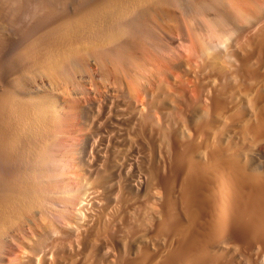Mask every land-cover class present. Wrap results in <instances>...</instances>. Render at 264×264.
<instances>
[{"label":"bare ground","instance_id":"1","mask_svg":"<svg viewBox=\"0 0 264 264\" xmlns=\"http://www.w3.org/2000/svg\"><path fill=\"white\" fill-rule=\"evenodd\" d=\"M0 264H264V0H0Z\"/></svg>","mask_w":264,"mask_h":264},{"label":"rangeland","instance_id":"2","mask_svg":"<svg viewBox=\"0 0 264 264\" xmlns=\"http://www.w3.org/2000/svg\"><path fill=\"white\" fill-rule=\"evenodd\" d=\"M69 73H67L66 75H68V76H66L65 74H64V77L65 78H63V80L65 81V80H67V78L66 77H69L68 78V80H67V84L65 85V83H64V89H63V92H62V95L63 96H61V94L58 96V101L59 102H61V105H62V114H68L69 112H71L72 111V108H73V110L74 111H77V113H78V111H79V108L81 107V106H83V105H88V107H89V104H91V103H95V100H97V98H98V95H97V93H99L100 92V90L98 91L97 89V87H98V84H96V83H93L92 85H83L82 84V82H79L78 81V79H76V81H77V83L79 82V84L77 85L76 84V82H74L75 81V79H73L74 78V76H73V74H71V72L70 71H68ZM69 74H71V75H69ZM70 76H71V78H70ZM70 79V80H69ZM73 80V81H72ZM69 81V82H68ZM73 83V86L72 87H74L73 89H72V87H71V84ZM74 83H75V85H74ZM68 84H70V85H68ZM94 84H95V86H94ZM68 85V87L66 88V90H65V87ZM82 85V86H81ZM85 86H87V87H85ZM91 87V88H88V87ZM93 86V87H92ZM70 87V88H69ZM79 87L81 88V90H84V89H86L87 91H88V94H87V98L85 99V97H86V94H85V92L87 93V91L86 90H84V91H81L80 89H79ZM82 87H85V88H82ZM96 88V92H93L94 91V89L93 88ZM79 89V91H78V89ZM70 89H71V92H70ZM76 89V90H75ZM89 89V90H88ZM64 90H65V94H64ZM69 90V91H68ZM74 90V91H73ZM93 90V91H92ZM73 91V92H72ZM75 91H78V92H76L75 93ZM98 91V92H97ZM67 92H70V93H67ZM84 92V93H83ZM75 95V98H77V99H75L74 98V95ZM83 95H82V94ZM93 93L95 94V95H93ZM71 94H72V96H71ZM81 94V95H80ZM84 94H85V97H82V96H84ZM92 94V95H91ZM70 95V96H69ZM88 95H91V96H89L88 97ZM97 95V96H96ZM64 96H68V99L66 98V97H64ZM76 96H78V97H76ZM60 97V98H59ZM63 97V98H62ZM74 98V99H72V98ZM94 97H96V98H94ZM67 99V100H65V99ZM71 98V99H70ZM83 98L85 99V101L83 100ZM93 98V99H92ZM61 99V100H60ZM89 99H91V100H89ZM64 100H65V102H64ZM70 100V101H69ZM79 100V101H78ZM81 100V101H80ZM87 100V101H86ZM74 101H76V102H74ZM64 102V103H63ZM66 102H67V104H66ZM79 102V103H78ZM83 102V103H82ZM72 103V104H71ZM75 103V104H74ZM85 103V104H84ZM63 104H64V106H63ZM76 106V108L77 107H79V108H77V109H75V106ZM80 105V106H79ZM69 106V107H68ZM64 108V109H63ZM66 109V110H65ZM89 111V112H88ZM68 112V113H67ZM76 113V112H75ZM76 113V114H77ZM86 113L88 114L87 115V118L89 119V120H91V122L90 123H94V127L95 126H97V127H99V129H100V132H98V137H97V139H96V142H95V144L96 143H98V146H97V153L99 152L100 154H102V153H106V151L108 152L110 149H108V148H111L114 144H116V143H118L117 142V139H116V136H117V138L119 137V136H122L121 135V133H123L124 132V135L126 134V132H125V128H124V126H123V124L122 125H120L121 127H119L120 129H118L117 127H114V126H116L111 120H112V116L113 115H111V117L109 118L108 117V115L109 114H111V113H109L108 114V112L105 114V118H104V115H102V117L100 118V116H101V114L102 113H100L99 114V110H97L95 107H89V109H87L86 110ZM106 115H107V117H106ZM103 118V121L101 120ZM108 118H109V120H108ZM96 119L97 120H99V121H96ZM102 121V122H101ZM105 122H107L108 123V126H107V123H105ZM96 124H98V125H96ZM100 124V125H99ZM113 124V125H112ZM104 125V126H103ZM103 126V127H102ZM123 126V127H122ZM113 127V128H112ZM110 128V129H109ZM124 128V129H123ZM113 129H115V131L116 132H114V130ZM122 129H123V131H122ZM103 130V131H102ZM111 130V131H110ZM119 130V131H118ZM107 131V132H106ZM110 131V132H109ZM122 131V132H121ZM104 132V133H103ZM109 132V133H108ZM102 133V134H101ZM106 133V134H105ZM117 133V134H116ZM109 134V135H108ZM118 134H120V135H118ZM115 135V136H114ZM123 135V137H125ZM110 136H113L114 138H112V137H110ZM103 137V138H102ZM104 138H106V139H104ZM107 138H109V141H108V139ZM110 138H112V139H110ZM106 140V141H105ZM111 140V141H110ZM122 140V142L124 141L123 139H121ZM108 141V142H107ZM107 142V143H106ZM121 142V141H120ZM103 143H105V144H103ZM112 145V146H111ZM103 146V147H102ZM100 148V149H99ZM106 148V149H105ZM103 149V150H102ZM105 149V150H104ZM138 154V153H135L134 152V154L132 155L133 157H132V161H134V160H139V159H137L138 157L136 156V155ZM103 155V154H102ZM136 157V158H135Z\"/></svg>","mask_w":264,"mask_h":264}]
</instances>
